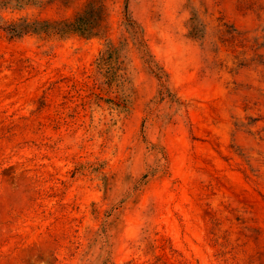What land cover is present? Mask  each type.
Instances as JSON below:
<instances>
[{"label": "rangeland", "instance_id": "374dc122", "mask_svg": "<svg viewBox=\"0 0 264 264\" xmlns=\"http://www.w3.org/2000/svg\"><path fill=\"white\" fill-rule=\"evenodd\" d=\"M89 1L0 0V264H264V0H94L103 35L4 30Z\"/></svg>", "mask_w": 264, "mask_h": 264}, {"label": "trees", "instance_id": "16d2710c", "mask_svg": "<svg viewBox=\"0 0 264 264\" xmlns=\"http://www.w3.org/2000/svg\"><path fill=\"white\" fill-rule=\"evenodd\" d=\"M104 6L98 4L94 0H90L84 9L78 12L73 17L62 19H35L29 20L27 18L18 22H13L4 27V30L11 37H20L28 33L46 34L48 36H58L61 38L68 37L72 34H78L84 37H93L103 35L106 32ZM124 24L126 30L131 34L133 43L136 46L140 56L147 64L149 69L159 79L161 89L160 94L168 90L167 86V73L164 69L154 60L147 42L143 36V31L140 24L132 17L129 12L128 5L125 6V19ZM127 42H120L117 45L113 40L108 39L106 48L102 51L97 60L98 72L103 75L108 82V90L112 85H116L115 91L117 95L125 93L126 87L124 82L126 77L121 75L122 80L118 77V65H121L123 60L127 57L124 54L125 45ZM115 84H113V82Z\"/></svg>", "mask_w": 264, "mask_h": 264}]
</instances>
